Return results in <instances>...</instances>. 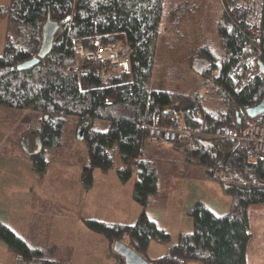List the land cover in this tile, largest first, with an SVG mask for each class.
I'll return each mask as SVG.
<instances>
[{
    "label": "trees",
    "instance_id": "trees-1",
    "mask_svg": "<svg viewBox=\"0 0 264 264\" xmlns=\"http://www.w3.org/2000/svg\"><path fill=\"white\" fill-rule=\"evenodd\" d=\"M210 2L217 10L215 45L202 35V20L197 32L191 30L198 15L211 11ZM210 2L182 0L168 7L165 0H12L9 7L0 6V19L7 21L0 54V125L17 136L13 149L30 158L40 179L52 161L80 166L85 190L93 184L94 169L114 168L121 182L136 173L132 198L141 210L132 223L83 217L86 227L108 240L115 264H124L112 249L115 240L149 264H248V209L264 203V158L256 157L245 170L252 145L241 147L237 137L253 121L245 109L264 97V9L256 36L245 27H231L216 0ZM47 16L59 25L50 53L18 70L36 55ZM116 42L130 50L126 71L75 53L78 44L92 50ZM200 55L207 65L197 74L192 61ZM74 64L79 66L71 70ZM215 100L224 107H214ZM261 117L264 113L254 119ZM174 118L185 131L173 146L152 143L149 128ZM220 125L229 126L232 136L214 137ZM26 134L39 140L37 152L19 146L16 139ZM171 173L216 180L231 202L217 214L195 199L186 211L191 229L180 231L167 251L152 257L150 241L165 243L170 235L147 209L162 205ZM0 240L15 256L72 264L71 249L31 247L3 221Z\"/></svg>",
    "mask_w": 264,
    "mask_h": 264
},
{
    "label": "rangeland",
    "instance_id": "rangeland-1",
    "mask_svg": "<svg viewBox=\"0 0 264 264\" xmlns=\"http://www.w3.org/2000/svg\"><path fill=\"white\" fill-rule=\"evenodd\" d=\"M182 0H165V4L168 7H173L174 3L181 2ZM12 0H0L1 7H9L11 5ZM210 2V0H209ZM212 3L208 4V8L211 9L205 16L201 15L197 17L195 21L192 22V28L194 32H197L196 28L199 22L202 20V35L206 36L209 39L211 45H215L218 37V27H217V18L216 15L217 10L215 11L212 8ZM216 4L219 9V4L216 0ZM220 11V9H219ZM221 12V11H220ZM222 15V13H220ZM201 18V19H200ZM4 26V31H6L7 22L4 20L2 22ZM204 31V32H203ZM194 34V33H193ZM198 34V33H197ZM217 35V36H216ZM0 41L2 44L0 46V54L3 48L4 36L0 37ZM203 56V55H200ZM206 75L204 74L201 79L206 80ZM215 99V98H214ZM189 101H183L185 105L189 104L192 106L193 104L187 103ZM214 107H224L225 103L221 100H215L212 102ZM224 109V108H223ZM4 127V126H2ZM0 125V165L5 170H10L12 165H17L15 157L11 158V154H17L16 149H13L15 145V134L12 133V130L7 128H2ZM29 138H27L26 147L33 148L37 143V138L34 140L32 134H26ZM19 146H22V143L19 139H16ZM21 144V145H20ZM12 146V147H11ZM172 147L171 145H169ZM81 150H85L84 143L81 142L79 144ZM12 149V152H11ZM18 152H20L18 150ZM11 153V154H10ZM14 160V163H5L6 160ZM28 161L27 164L31 165V160L27 156ZM118 159H115V161ZM117 162V161H116ZM24 163V162H22ZM172 165V164H171ZM171 165H167L166 168H170ZM172 168V167H171ZM173 170V168H172ZM5 173L4 170L0 172V175ZM47 177L51 183L55 179L60 180V187H76L77 185L81 187L80 183V166L78 165H64L56 161H52L47 168ZM45 175V173L43 174ZM3 177V176H0ZM94 178V188L97 189L94 192H90L88 194H93L96 197L99 195L103 196L102 199H91L90 201H86L84 204H81V200L77 198V192L75 191L70 194V198L76 201L74 203H66L68 206L63 205L62 209L66 211H72L74 214L65 215L66 219H62L60 223L57 225L56 230H59L60 233L55 235L56 239L61 243L63 241H67L69 243L72 242V234L73 232H78V238L75 243L76 255L73 259V264H115L117 261V256L111 252V248L109 246L108 240L100 233L94 232L86 227L83 217L86 218H96L99 220H104L108 222H123V217L129 216L127 219L128 223H132L140 212L141 206L137 204L132 199V187L134 181L136 179L135 171L132 173L130 179L126 182H121L116 175V171L114 168H111L108 171H101L100 169H94L93 171ZM165 180V177L162 182ZM182 180H188L183 178ZM202 188H192V185L184 186L183 183H179L174 190H172L175 194L171 197L172 210L174 214L168 213L164 211L162 216H157L156 212H154V207L149 206L147 211L149 217L154 219L158 226L163 227L165 231H167L170 235L169 240L165 243H160L156 240H151L149 243L148 254L152 257L163 254L172 243H175L178 238V234L180 231H188L191 229V219L190 221L187 219L188 214L186 213L187 209L191 207L189 200L186 197V192H191L194 194L201 195V199H203L209 207L215 213H222L226 211L230 205L231 197L224 193L222 185L212 179H207L203 181ZM118 184V191L123 192L121 194L122 198L118 200H114L111 197L104 198L105 193L103 191H107L110 187L115 189L117 188L115 184ZM76 185V186H75ZM112 185V186H111ZM121 185V186H119ZM49 187V186H47ZM7 186L5 189L0 187V198L5 192H8ZM196 192V193H195ZM182 196L184 198L182 199ZM112 199V201H110ZM179 212V213H178ZM183 212V213H181ZM178 213V214H177ZM187 214V215H186ZM132 216H134L132 220ZM249 216V230L252 234L251 239L249 240L248 248H247V260L252 263H260L264 255V203L255 204L249 207L248 209ZM11 220L15 223V225L20 224L15 214H12ZM130 219V220H129ZM130 221V222H129ZM64 227V228H63ZM64 235V236H63ZM65 237V238H64ZM63 240V241H62ZM43 249H49L46 244H43ZM60 248L65 249H73L69 244H63L57 246V250ZM6 248H0V258H2L6 254ZM72 253V252H71ZM3 259V258H2ZM3 261V264H10ZM14 262V261H13ZM196 264V263H192Z\"/></svg>",
    "mask_w": 264,
    "mask_h": 264
},
{
    "label": "crops",
    "instance_id": "crops-1",
    "mask_svg": "<svg viewBox=\"0 0 264 264\" xmlns=\"http://www.w3.org/2000/svg\"><path fill=\"white\" fill-rule=\"evenodd\" d=\"M6 19H0V37L5 35L4 26L2 22ZM7 22V21H6ZM7 25V24H6ZM6 29V28H5ZM2 44V41H0V46ZM4 45V43H3ZM3 49V48H2ZM179 107H183L184 104H179ZM34 137V135H33ZM28 136H23L21 143L23 147H25L27 142ZM35 140V138H34ZM26 142V143H25ZM12 147V146H11ZM174 150L179 154L180 148L173 147ZM17 151V154H11V158L15 157L16 164L12 165L14 167H11L10 170H5L0 165V172L2 170L5 171L3 177H0V187H3L4 190L5 186H7L8 192L3 193L2 198H0V221H3L6 225H8L11 229L15 231L19 236L27 240L28 245L31 247H42L44 248L43 244H46L48 247L51 248L54 246H60L63 244H69L72 249L71 254V262L73 264V259L76 255L75 250V243L78 238V232H73L72 234V242L69 243L67 241L59 242L58 239H56V234L60 233L59 230H56L57 225L60 223L62 219H66L65 215H71L74 214L72 211H66L62 209V206H68L66 203H74V198H70V194H72L74 191L77 192V198L81 200V204H84L86 201H90L91 199H102L103 196L99 195V197H96L93 194H88L90 192H94L97 189L94 188V178H93V184L91 188L84 189L82 186H76V187H66L61 188L60 187V180L64 178L55 179L52 183L48 180L47 177V170L45 172V175L40 179L36 172L33 169L32 165L27 164L28 161L27 155L24 153H20ZM12 152V149H11ZM257 158L250 154L249 157L246 158V165L245 170L249 167H251L255 160ZM5 163H14V160L11 161V159L8 161H4ZM24 162V163H22ZM48 168V167H47ZM174 174V173H171ZM118 178V177H117ZM182 176H178L176 174L172 175L168 182V190L163 195V199H159L162 201V205L160 206H152L154 207V212H156L157 216H162L164 211H167L168 213L174 214L172 210V204H171V197L173 194H175L172 190L179 184L183 183L184 186L192 185V188H202V180H182ZM49 186V187H47ZM112 186V185H111ZM115 186L117 187L115 189L110 187L107 191H103L105 193L104 198L111 197L114 200H118L122 198L121 194H123L122 191H118V184L116 183ZM121 186V185H119ZM196 193V192H195ZM74 194V193H73ZM72 194V195H73ZM186 197L189 200L190 204H192L195 199H201V195H198L197 193H191L186 192ZM184 196H182V199ZM133 199V198H132ZM157 200V198H154ZM153 199V200H154ZM203 200V199H201ZM112 201V199H110ZM141 210V208H140ZM179 213V212H178ZM177 213V214H178ZM183 213V212H181ZM12 214H15L18 221L21 223L18 225H15L14 222H12L11 217ZM184 215V213H183ZM187 215V214H186ZM127 217H123L124 221L122 223H128ZM134 216H132L133 220ZM187 219L190 221V216H187ZM130 220V219H129ZM115 222H118L116 220ZM130 222V221H129ZM64 228V227H63ZM163 228V227H162ZM190 230V229H189ZM64 236V235H63ZM65 238V237H64ZM0 248H6V254L0 258L1 263L8 262L10 264H13L15 254L14 252L0 240ZM251 261L247 260V263L249 264ZM252 264H264V255L260 263H252Z\"/></svg>",
    "mask_w": 264,
    "mask_h": 264
},
{
    "label": "built area",
    "instance_id": "built-area-1",
    "mask_svg": "<svg viewBox=\"0 0 264 264\" xmlns=\"http://www.w3.org/2000/svg\"><path fill=\"white\" fill-rule=\"evenodd\" d=\"M222 16L227 23L240 30L245 27L254 35L259 34L264 0H217ZM75 53L81 58H91L97 62L109 63L111 66L126 71L129 69L130 50L127 46L116 42L107 45H98L92 50H88L83 45L78 44ZM78 64L70 67L71 70L78 68ZM181 122L174 118L167 125H155L149 128L148 137L152 143H163L167 146L173 145L179 135L184 133ZM216 138H226L232 136V131L227 125H220L214 132ZM193 141L190 140V143ZM237 142L241 147L247 148L252 145V154L255 157L264 158V117L253 119L242 136L237 137ZM216 176L227 179L229 174L216 172ZM13 264H62L50 262L34 257H24L17 255Z\"/></svg>",
    "mask_w": 264,
    "mask_h": 264
},
{
    "label": "water",
    "instance_id": "water-1",
    "mask_svg": "<svg viewBox=\"0 0 264 264\" xmlns=\"http://www.w3.org/2000/svg\"><path fill=\"white\" fill-rule=\"evenodd\" d=\"M58 29V23L49 16H47L41 28V42L36 55L18 64L17 69L23 70L32 67L41 59H43L47 54H49L53 45L54 35L58 31ZM206 65L207 60L204 56H195L192 61V69L197 74H202L204 69L206 68ZM245 113L251 119L262 115L264 113V97L256 104L247 107L245 109ZM79 138L81 137L79 136ZM36 141L37 146L34 152H37L40 148L39 140L37 139ZM112 249L122 256L124 264H149V262L143 256L138 254L128 244L122 241L115 240L113 242Z\"/></svg>",
    "mask_w": 264,
    "mask_h": 264
},
{
    "label": "flooded vegetation",
    "instance_id": "flooded-vegetation-1",
    "mask_svg": "<svg viewBox=\"0 0 264 264\" xmlns=\"http://www.w3.org/2000/svg\"><path fill=\"white\" fill-rule=\"evenodd\" d=\"M25 143H26V142H25ZM36 144H37V143H36ZM36 144L34 145L33 148H30V147H29V150L32 151V152H34V150L36 149Z\"/></svg>",
    "mask_w": 264,
    "mask_h": 264
}]
</instances>
